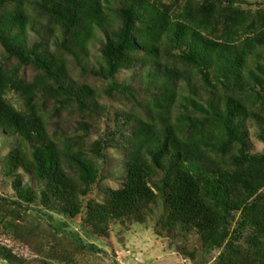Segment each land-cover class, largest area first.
Wrapping results in <instances>:
<instances>
[{"label": "trees", "instance_id": "16d2710c", "mask_svg": "<svg viewBox=\"0 0 264 264\" xmlns=\"http://www.w3.org/2000/svg\"><path fill=\"white\" fill-rule=\"evenodd\" d=\"M100 32L101 57L82 69L107 80L133 70L131 81L112 82L107 92L150 97L149 111L121 112L117 129L88 151L61 148L35 103L40 80L25 83L17 70L0 69V130L18 139L5 169L20 178L21 201L39 198L47 209L78 216L101 185L97 160L118 130L125 179L105 200L88 201L93 233L105 234L112 220L144 221L161 207L164 230L196 232L205 254L222 251L221 264H264V152H251L248 140L251 123L264 142V17L244 13L240 0H0L6 53L42 70L49 91L83 110L98 107L95 89L69 79L66 61L48 44L83 62ZM13 89L25 110L8 99ZM20 167L45 185L41 193L22 185Z\"/></svg>", "mask_w": 264, "mask_h": 264}, {"label": "rangeland", "instance_id": "374dc122", "mask_svg": "<svg viewBox=\"0 0 264 264\" xmlns=\"http://www.w3.org/2000/svg\"><path fill=\"white\" fill-rule=\"evenodd\" d=\"M9 4L7 8H12ZM244 13L254 18L264 17V0H240ZM46 23L47 19L44 20ZM89 46L90 59L83 62L75 56L59 51L49 42L50 51L59 54L67 63V75L77 85H89L95 89L99 105L88 110L81 109L67 95L49 91L47 79L40 77L43 71L26 65L6 53L0 45V69L17 70L25 83L40 80L35 103L44 118L50 136L59 147L67 145L73 149L88 151L94 140L111 134L117 128L118 116L123 111L148 113L145 102L150 97L141 96L130 100L120 92L110 94L107 88L112 82L131 81L133 70H123L114 79H102L87 74L82 66L88 61L95 63L101 57L103 39L98 33ZM33 35V39H35ZM81 64V66L79 65ZM196 83L203 88V79L198 68H190ZM181 87H185L181 83ZM8 99L18 109H26L23 95L16 89L8 93ZM259 104V103H258ZM120 120H124L121 117ZM88 129V133L82 128ZM250 150L264 152V142L259 138L260 129L248 124ZM116 141L106 150L105 157L98 159L103 180L83 199L84 211L69 218L41 205L39 198L34 203L22 202L14 181L20 179L9 175L5 169L8 154L15 149L18 139L7 136L0 130V264H221V250L205 254L196 232L183 235L168 233L161 226L165 217L162 208L155 209L144 221L112 220L105 234L93 233L86 225L85 207L91 199L105 200L109 189L119 188L125 179L126 148L121 133L117 130ZM70 146V147H71ZM17 173L22 176V185L30 186L41 193L44 184L39 183L22 167Z\"/></svg>", "mask_w": 264, "mask_h": 264}]
</instances>
